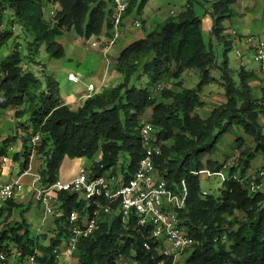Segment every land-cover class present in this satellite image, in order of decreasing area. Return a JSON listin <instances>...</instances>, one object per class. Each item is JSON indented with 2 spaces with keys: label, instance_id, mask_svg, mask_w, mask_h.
I'll use <instances>...</instances> for the list:
<instances>
[{
  "label": "trees",
  "instance_id": "obj_1",
  "mask_svg": "<svg viewBox=\"0 0 264 264\" xmlns=\"http://www.w3.org/2000/svg\"><path fill=\"white\" fill-rule=\"evenodd\" d=\"M44 1L58 5L51 19L44 16ZM147 1L142 0L139 12ZM108 2L0 0V27L3 12L9 7L15 12V20L32 36L25 56L15 42L11 54L0 63V109H15L16 119L28 116L32 128L29 122L20 128L34 136L39 134L35 149L43 160L41 183L47 186L58 181L61 162L67 157L89 159V170L93 176H100L115 174L120 161L128 156L126 170L120 171L123 180H129L144 156L142 124L152 123L161 144V153L154 158L159 176L175 191H179L183 179L187 180L186 208L179 211V217L195 244L182 262H175L173 256L163 254L159 241L150 239V227L139 225L138 219L125 224L120 217L103 221L100 217L99 229L77 245L78 263L121 264L130 260L131 264H264V177L259 174L264 171V135L259 123L264 116V88L262 97H256L246 83L253 74L242 71L238 81L225 62L224 66L218 64L213 49L204 43L201 19L192 4L126 46L114 61L122 81L90 96L77 110L64 104L60 83L36 60L44 49L54 58H62L64 48L56 38L65 32L74 31L89 40L100 36L105 27L112 28ZM229 3L230 0L216 2L215 14L224 16ZM131 6L132 2L126 15ZM12 36L10 31L0 32V49ZM222 40L227 44L223 37ZM25 59L39 67L40 76L30 67H23ZM186 71L198 73L196 89L183 86L181 78ZM173 80L178 91L162 86ZM219 80L225 87L226 101L204 116L200 112L205 106L201 87ZM244 134L252 138L253 148L247 146ZM227 135L238 152L234 156L221 150L220 143L226 141ZM14 137H7L4 143ZM5 150L0 148V157ZM30 154L26 152L23 170L29 166ZM258 155L263 169L253 177L250 170ZM204 169L226 173V188L221 193L202 192L199 172ZM251 181L257 186L255 190L250 188ZM80 195L58 193L64 211L61 220L66 223L46 245L39 236L30 235L25 221L12 223L8 214L0 220V254H16L19 258L33 255L40 264H56L53 249L60 246V236L67 233L66 216L72 211L92 215L97 208L93 200ZM86 201H90V207L85 211ZM96 201L102 209H116L119 205V201L111 203L105 197ZM100 215L106 214L102 210ZM228 217L233 221L226 227ZM43 238L46 240L47 235ZM146 241L149 249L144 247Z\"/></svg>",
  "mask_w": 264,
  "mask_h": 264
},
{
  "label": "rangeland",
  "instance_id": "obj_2",
  "mask_svg": "<svg viewBox=\"0 0 264 264\" xmlns=\"http://www.w3.org/2000/svg\"><path fill=\"white\" fill-rule=\"evenodd\" d=\"M126 3L132 2L131 11L128 14L130 24V35L122 36L119 39L118 47H121L122 44H127L128 42L135 41L138 36L144 37L147 33L159 28L167 18L177 16L185 7L190 3L192 8L196 11L201 19V31L203 34V39L205 45L209 48L211 47L216 55L219 65L224 66V62L227 65L226 69L232 73L233 78L236 80H241V72L245 71L248 74H253L254 78L246 79V83L252 89L256 97H262L263 86L261 84V76L259 71V64L254 60L255 45L263 43L264 45V0H230L228 4L229 11L225 13L224 16H219L215 14V3L219 0H148L144 5L141 12L139 8L141 6L142 0H123ZM50 9H54L52 5H49ZM110 8V3L108 6ZM47 17L51 19L52 14L47 13ZM141 23V27H135L133 22ZM222 31H218V29ZM10 31L13 33V36L7 41V43L0 49V63L8 58L11 54L13 45L15 42H18L19 50L22 56H25L28 44L32 42V36L24 30V25L15 20V12L12 8L7 7L3 12V24L0 27V32ZM114 33V29L105 27L100 36H93L89 40L80 37L74 31L65 32L63 35L56 38V41L59 42L64 48V56L60 59L54 58L51 54L44 49L41 54L36 56L37 61H41V65L46 66V70L51 72L49 66L58 63L56 68L57 75L54 77L60 83V94L63 96L66 93L74 94L77 93L82 85L69 83L66 80V75L69 71H77L79 65L84 68H88L90 72V79L95 85H99L100 79L96 75L99 66V41L100 43H105L110 39V35ZM137 34V35H136ZM218 34L220 35L218 37ZM222 37L227 41V44L222 40ZM87 41L89 45H92L94 42L98 43L96 47L97 50L91 52H83L81 58L71 57V53L74 50V47L82 48L84 47L83 43ZM228 45V47H227ZM227 48V50H226ZM80 50V49H79ZM71 57V59H70ZM102 60V59H101ZM113 61V62H112ZM111 61L110 70L114 69L115 62L114 59ZM30 61L25 59L23 61V66L26 64L29 65ZM39 67L30 63V70L35 72L36 76H40ZM50 68V69H49ZM221 71V70H220ZM219 74V72H218ZM258 76V78H256ZM260 76V78H259ZM248 78V77H247ZM182 84L186 88L196 89L197 84L199 83V75L196 71H186L182 78ZM219 80L216 83H211L209 85L202 86L200 97L202 101H205V106L200 110L202 115H208L210 111L225 103L226 98L224 96L225 87L221 85ZM174 80L170 84H163L162 86L165 89L178 91V87L174 84ZM161 89V88H160ZM163 89V88H162ZM161 89V90H162ZM158 90V95L159 91ZM160 101H165L164 98H161ZM151 113V110H149ZM149 116V115H148ZM29 122L30 129L32 128V123L28 119V116H23L20 118H15V109H0V147L4 143V139L9 136L15 135L14 140H10L8 143L12 142V146L17 148L21 145L24 150H29L31 153H37V150L34 146H31V140L34 135L29 132L22 136L23 132L20 128L21 124ZM259 123L262 128L264 135V116L259 118ZM17 138V139H16ZM246 139V144L249 147H254L252 138L244 134ZM16 139V140H15ZM232 137L227 135L225 142L220 143V147L223 153L227 155H233L236 152L232 146ZM9 145V144H8ZM13 151V150H12ZM10 153V154H9ZM11 164L15 165L13 160L14 153L8 152ZM38 155V154H37ZM26 159L25 153L20 156L19 162L24 163ZM83 160L80 158H65L60 165L58 177L60 180L66 181L71 180L77 174L78 167ZM90 162V161H88ZM129 163V157L126 156L123 158L119 165L117 166L118 171L115 170V174L112 172L104 173L105 176H115L123 177L121 169L126 170V166ZM36 166V165H35ZM39 166L36 167V169ZM44 167L40 168L39 173ZM263 169V160L260 155H258L254 162L252 163V169L250 174L255 177L259 170ZM226 175V173L224 172ZM200 186L202 192H208L217 194L222 192L226 188V184H223V179L221 177H207L205 175L201 176ZM90 207V201H86L84 210H88ZM36 207L33 215L29 219L31 220L32 227H30V235H37L38 232H42L41 228V213ZM102 218V221L107 218H113L112 216L99 215V218ZM57 217H54L52 223L55 222ZM226 227L229 222L233 221V217H228L226 219ZM51 223V224H52ZM56 227V226H55ZM46 232L49 235L53 234L51 227H49ZM39 241L43 242L45 245L49 241L42 238V235ZM194 249V246L185 249L179 253L170 252L167 256H173L175 262H182ZM18 259V255L11 257V260ZM72 264H79L77 254L73 257ZM121 264H131L130 260L121 261Z\"/></svg>",
  "mask_w": 264,
  "mask_h": 264
},
{
  "label": "built area",
  "instance_id": "obj_3",
  "mask_svg": "<svg viewBox=\"0 0 264 264\" xmlns=\"http://www.w3.org/2000/svg\"><path fill=\"white\" fill-rule=\"evenodd\" d=\"M110 3V22L114 29L113 36L109 44H113L121 36L122 26L128 10V3L123 0H109ZM133 25L140 27L141 23L135 21ZM254 60L259 64L261 84L264 88V45L256 44ZM68 79L78 82L79 79L74 73L68 74ZM89 97L96 93L94 84H88ZM156 128L148 121H144L141 127V140L144 148V156L139 161L133 176L124 181L122 176H93L88 167L83 166L78 170L77 175L69 181L58 180L51 185H40L41 176H37L29 189L33 191L37 200L44 205L45 212L48 214L63 215L64 211L60 203H57L52 193L61 191L80 192L85 199L93 200L97 208L92 215H81L77 211L67 215V236L60 247L53 249L56 258L61 253L72 255L77 250V245L82 238L90 237L99 229V215L101 211L112 217H120L123 223L138 219V223L144 227H150V239L159 241L163 246V254L170 252L179 253L195 244L194 238L182 226L179 211L186 208L188 198L187 180L181 181L179 191L170 189L167 182L159 176L155 167L154 158L161 153V144L156 137ZM40 136L36 134L32 140V146H36ZM12 151L9 148L7 152ZM7 155H3L1 163H6ZM197 174L196 171H192ZM199 173L207 177L225 178L224 172H211L208 169L201 170ZM264 177V171L260 173ZM251 190L257 188L251 181ZM24 184L16 180H5L0 174V206L14 199L16 195L25 191ZM99 197H105L111 203L119 201L116 209L110 206L102 207L96 201ZM102 209V210H101ZM144 247L149 249L148 241ZM11 256L0 254V264H11ZM30 264H40L33 255L26 256ZM17 260L13 259V264Z\"/></svg>",
  "mask_w": 264,
  "mask_h": 264
},
{
  "label": "crops",
  "instance_id": "obj_4",
  "mask_svg": "<svg viewBox=\"0 0 264 264\" xmlns=\"http://www.w3.org/2000/svg\"><path fill=\"white\" fill-rule=\"evenodd\" d=\"M43 4H44V16H45V18L49 19V17H47V13L50 10V13L52 14V11L54 10V9H50L49 5H52V7H55V9L58 8V5L55 6L53 4L48 3L47 1H44ZM124 22L125 23L122 26L121 36L116 40L115 43L109 44V40L113 36V33L110 35V39L107 40L105 43H100V41H99V48H100L99 49V59L101 57L102 60L100 59V61H99L100 66H99V69L96 73V75L100 79L99 80L100 83L98 86L95 85L90 79V72L91 71H89L88 68L82 67L81 66L82 64L79 65V68L76 72L75 71H69L68 72V74L74 73L75 75H77V77L79 79L78 82L70 81L68 79V74L66 75L67 76L66 77L67 82L82 85L81 89L77 93H74V94L66 93L62 96L64 104H66L71 110H77L79 107H81L84 104L85 100L87 98H89V96H88L89 91L87 88L88 84H94V86L96 88V93H99V92H102L106 88H111V87L116 86L118 83H120L122 81V79H123L122 75L116 71L115 67H114V69L110 70V66H111V61L113 59L115 61L118 58V56L120 55L121 51L126 46H128L130 43H132V42H128L127 44H122L121 47H118L119 39L123 35L127 36V35H130V33H131V30H130L131 21H129L128 15H126ZM140 38H143V37L138 36V38L136 40H138ZM82 43H83V41H82ZM83 45H84V47H82V48L81 47L80 48L74 47V50L71 53V57L77 58L79 56V58H81V55L84 51L85 52H91L94 50L96 51L97 50L96 47L98 46V43L94 42L92 45H89L86 41L83 43ZM71 57H70V59H71ZM81 60L83 61V58H81ZM57 66H58V63L49 66L51 68L50 71L52 72L54 77L57 75V70H56ZM23 67L25 69L29 68L30 63H29V65L26 64ZM43 67L46 68V66H44V65H43ZM258 73H259V71H258ZM256 78H258V76ZM259 78H260V76H259ZM22 132H23L22 136H24L25 131L22 130ZM8 142L6 144L4 143L0 148H3V150L6 149L5 153L3 155H7V153H8L7 150H9V148H12L13 151H11V152L14 153L13 160L15 162V165L11 164V160L9 158L10 153L7 155L8 160L6 163H1V158L3 156V155H1V157H0V174L3 176V178L5 180H8V181L9 180H16V179L20 180L24 184L26 189L24 192L16 195V197L14 199L10 200V202L8 201L7 203L0 206V220H3L9 214V216H10L9 221H12V223L25 221V223L27 224V226L30 229V227H32V223H31V220L29 219V216L31 217L33 215L34 210L37 207L38 209H40L39 211L41 213V228H42L41 231L42 232L37 231V235H35V236H41L42 235V238H43L44 235H47L46 240L49 241L51 237H55L56 234H58L59 227L60 228L64 227L63 224L66 222L63 223L61 220V217H63L64 214L63 215H60V214L53 215V214L46 213L44 205L40 202V200L36 199V196L34 195L33 191H31V189H29L30 185L34 182L35 178L37 176H41L39 171H40V168H42L43 160L39 157V155H37V153L36 154L31 153L29 156V163H28L29 166L27 169L23 170L22 169V163L19 162V159L23 153H25V156H26V152L29 150H24L21 147L22 144H20V146L17 148L16 146H12V144H13L12 142H10V143H8ZM80 159L83 161L80 163L78 170L83 166H86V167L90 166L91 161L89 159H87V158H80ZM88 161H90V162H88ZM37 166H39V168L36 169ZM77 173H78V171H77ZM58 180H60V179H58ZM61 181H63V180H61ZM66 181H69V180H66ZM39 184L44 185L41 182ZM52 195H53V197L55 196V200L57 201V203H60V205H62V202L58 198V193L53 192ZM80 196H83V195H80ZM54 217H57V219L55 220L54 223H52ZM66 220H67V216H66ZM49 227H51V229L53 231L52 235H49L46 232L48 229H50ZM66 236H67L66 232L60 236L61 244L64 242ZM40 239L41 238H39V240ZM46 240H44V241L46 242ZM58 247H60V246H58ZM58 247H55V248H58ZM76 252L77 251L75 250L72 255L61 253L60 256L56 258L57 259L56 264H72V260H73V257L75 256ZM11 264H13V259L11 261ZM16 264H30V263L27 261L26 257H24V258L18 257Z\"/></svg>",
  "mask_w": 264,
  "mask_h": 264
}]
</instances>
